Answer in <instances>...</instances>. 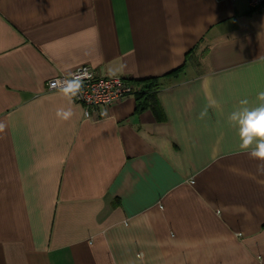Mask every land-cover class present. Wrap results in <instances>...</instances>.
I'll return each instance as SVG.
<instances>
[{"label":"crops","instance_id":"obj_1","mask_svg":"<svg viewBox=\"0 0 264 264\" xmlns=\"http://www.w3.org/2000/svg\"><path fill=\"white\" fill-rule=\"evenodd\" d=\"M81 65L159 78L156 114L46 89ZM262 90L248 0H0V264H264V161L229 121Z\"/></svg>","mask_w":264,"mask_h":264},{"label":"built area","instance_id":"obj_2","mask_svg":"<svg viewBox=\"0 0 264 264\" xmlns=\"http://www.w3.org/2000/svg\"><path fill=\"white\" fill-rule=\"evenodd\" d=\"M252 11L264 9V0H248ZM75 81L79 88L74 100L82 104L85 116H90L100 106H110L141 88L138 82L124 76H103L89 65H81L67 74H60L46 82L47 90H63L68 82Z\"/></svg>","mask_w":264,"mask_h":264},{"label":"clouds","instance_id":"obj_3","mask_svg":"<svg viewBox=\"0 0 264 264\" xmlns=\"http://www.w3.org/2000/svg\"><path fill=\"white\" fill-rule=\"evenodd\" d=\"M79 85L75 81L68 82L63 92L75 95ZM258 104L255 107H249V101L242 99L239 101V107L229 115V121L238 128L241 139L240 147L249 150V155L253 159L264 161V90L257 94ZM215 101H211L215 105ZM57 116L67 120L71 111L57 110ZM201 113V118L205 115ZM6 125L0 122V133L4 132ZM258 171H264L258 167Z\"/></svg>","mask_w":264,"mask_h":264},{"label":"trees","instance_id":"obj_4","mask_svg":"<svg viewBox=\"0 0 264 264\" xmlns=\"http://www.w3.org/2000/svg\"><path fill=\"white\" fill-rule=\"evenodd\" d=\"M181 68L170 72L166 76L176 75ZM141 86L140 90L134 94L136 99V111H140L146 108H150L154 114L157 112V91L159 90L161 83L160 79L155 78H147L145 80L138 82Z\"/></svg>","mask_w":264,"mask_h":264}]
</instances>
